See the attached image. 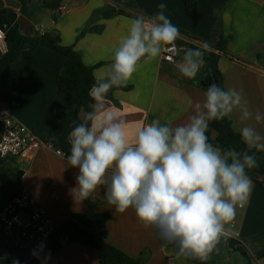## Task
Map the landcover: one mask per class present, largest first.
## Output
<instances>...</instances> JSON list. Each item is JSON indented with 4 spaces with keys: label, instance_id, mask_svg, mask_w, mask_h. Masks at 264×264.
<instances>
[{
    "label": "crops",
    "instance_id": "obj_1",
    "mask_svg": "<svg viewBox=\"0 0 264 264\" xmlns=\"http://www.w3.org/2000/svg\"><path fill=\"white\" fill-rule=\"evenodd\" d=\"M29 1L35 31L59 34L62 44L74 47L85 65L96 67V78L107 72L121 38L128 34L131 21L138 15L154 17L161 11L158 5L163 3L166 5L165 16L188 34H181L179 39L199 48L216 44L221 36L229 41L227 52L244 63L227 56L220 58L218 67L224 77L225 90L242 89L250 109L264 113V0H201L195 19L186 15L184 0H62L61 4L69 5L68 12L62 14L40 8L41 3L52 0ZM129 1L137 5L138 12L129 10L131 16L98 19L92 26H99L100 32L90 31L78 38L96 10L106 6L124 8ZM183 54L184 49H181L172 64L162 62V52L150 61L142 59L125 85L131 87L130 90H125L124 86L113 87L106 94L103 112H111L124 122L130 140H134L144 124L157 118L161 124L171 123L172 126L187 123L194 114L195 102L203 101L206 91L189 83L177 69ZM6 55V60L0 59V70L11 63L10 54ZM61 59L62 55L54 49L25 39L16 64L26 85L20 91L22 102L13 111L14 116L42 138L57 124L58 111L68 110L75 101L74 96L63 94L57 88L55 65ZM103 112L98 119L102 118ZM80 115L84 117L85 113ZM239 115L237 111L228 117L238 133L244 123L254 124L251 120L240 122ZM255 127L264 134V122ZM3 163L12 173L3 184L0 183V209L24 187L34 200L47 208L56 227L85 212L84 201L75 199L72 191L76 187L78 169L66 167V158L55 151L43 149L32 159L8 158ZM90 196L101 202L95 211L110 216L108 242L126 255L137 258L148 251L146 264H196L193 258H177L174 245L162 246L156 231L143 227L134 209L116 212L105 200L103 187ZM234 222L235 226H230L231 232H238L239 237L221 238L217 249L205 262L264 264L263 186L252 181L248 203L243 209H237ZM239 246L245 255L239 251ZM50 249L38 254L9 250L8 254H0V264H13L14 260L18 264H99L98 252L81 244H70L56 253Z\"/></svg>",
    "mask_w": 264,
    "mask_h": 264
},
{
    "label": "clouds",
    "instance_id": "obj_2",
    "mask_svg": "<svg viewBox=\"0 0 264 264\" xmlns=\"http://www.w3.org/2000/svg\"><path fill=\"white\" fill-rule=\"evenodd\" d=\"M158 8L154 17L138 15L131 21L107 72L92 85L96 103L70 132L66 167L78 169L75 199L82 202L103 187L108 205L118 213L134 209L142 226L156 231L162 246L176 247L177 258L207 261L221 238L230 235L237 208L248 203L252 181L246 169L258 166L255 153L210 143L209 122L238 111L240 122L254 121L239 129L243 143L249 150L264 151V134L255 127L264 122V113L250 109L242 89L224 90L213 83L203 101L195 102L187 123L172 126L157 118L130 140L124 122L103 112V101L111 88L127 84L142 59L156 58L181 38L164 14L166 5ZM205 63L204 50L187 49L177 69L191 80Z\"/></svg>",
    "mask_w": 264,
    "mask_h": 264
},
{
    "label": "trees",
    "instance_id": "obj_3",
    "mask_svg": "<svg viewBox=\"0 0 264 264\" xmlns=\"http://www.w3.org/2000/svg\"><path fill=\"white\" fill-rule=\"evenodd\" d=\"M18 1L22 4L19 11L11 8L0 10V27L6 32L7 54L11 56V63L0 70V101L7 103L13 111L22 102L20 91L26 85V80L24 75L16 68V64L22 55V43L25 39H31L61 54L62 59L55 65L56 85L61 93L74 96L75 101L68 110L58 111L57 124L45 132L43 140L52 144L55 149L62 150L67 155L71 147L69 142L70 132L77 124L84 121L86 114L92 111V105L95 103L90 95V89L97 80L94 75L96 67L85 65L81 55L74 47L63 45L60 35L55 32L42 34L36 31L33 36H24L19 28V16L23 15L32 20L30 1ZM200 1L184 0L185 13L189 18H197ZM61 2L62 0L43 2L40 4V8L56 10L59 8ZM129 10L138 12V7L133 1L126 2L124 8L106 6L96 10L88 26L82 30L78 38L83 37L90 31L100 32L101 28L99 26H92L96 20L109 19L119 15L131 16L132 14ZM179 31L183 35H188L181 29ZM190 37L197 39L194 36ZM228 42L227 39L221 36L216 44H206L208 46L206 49L201 48L204 50L206 63L195 79H187V81L204 91H207L208 86L213 83L225 90L224 77L218 67L220 58L227 56L234 61L244 63L240 58L227 52ZM177 45L180 50L199 48L181 39L177 40ZM2 56L0 52V58ZM123 88L125 90L131 89V87L127 86ZM81 112L85 113L84 117H81ZM1 131L0 126V134ZM207 135L209 142L214 146H219L222 149L231 147L241 153L244 151H249V154L255 153L258 166L252 169H246V171L252 181L264 187V151H257L254 148L247 149V146L241 139L240 133L233 129L232 122L228 117L220 121H210ZM11 173L5 167L3 160L0 159V183L3 184ZM258 178H262V180ZM84 203L86 206L85 212L74 215L67 222L56 227L52 236L50 252L56 253L64 247L76 243L95 249L99 254V264H146L149 258L148 251H144L139 257L133 258L108 242L107 224L110 216L109 214H100L95 211L96 206L101 203L100 201L92 200L90 196L84 200ZM238 249L245 255L241 246ZM194 262L196 264H208L199 259H194Z\"/></svg>",
    "mask_w": 264,
    "mask_h": 264
},
{
    "label": "built area",
    "instance_id": "obj_4",
    "mask_svg": "<svg viewBox=\"0 0 264 264\" xmlns=\"http://www.w3.org/2000/svg\"><path fill=\"white\" fill-rule=\"evenodd\" d=\"M69 5L61 4L55 11L59 14L68 12ZM42 31V28H40ZM6 32L0 27V52L7 54ZM178 40V39H177ZM169 46L162 51L163 63H175L180 49L177 45ZM0 159H32L39 151L49 149L57 155L66 158L65 152L57 150L42 137L20 122L7 103L0 101ZM24 179V177H22ZM241 210V208H237ZM26 211L27 220L20 217ZM235 222L231 227L235 226ZM17 226L13 234L14 226ZM56 230L50 214L45 206L34 200L22 187L20 192L3 208L0 209V248L22 251L28 254H38L52 245V236ZM230 237L237 239L238 232H231Z\"/></svg>",
    "mask_w": 264,
    "mask_h": 264
},
{
    "label": "water",
    "instance_id": "obj_5",
    "mask_svg": "<svg viewBox=\"0 0 264 264\" xmlns=\"http://www.w3.org/2000/svg\"><path fill=\"white\" fill-rule=\"evenodd\" d=\"M21 6L22 4L18 0H0V10L4 8H11L16 11H19ZM19 28L22 34L26 37L33 36L36 32L35 25L33 24V22L23 15L19 16ZM29 213H30L29 211H26L24 215L20 217L21 221L23 222L26 221L27 220L26 215ZM16 230H17V226L15 225L13 228V234L16 233ZM8 253H9L8 249L0 250V254H8Z\"/></svg>",
    "mask_w": 264,
    "mask_h": 264
},
{
    "label": "rangeland",
    "instance_id": "obj_6",
    "mask_svg": "<svg viewBox=\"0 0 264 264\" xmlns=\"http://www.w3.org/2000/svg\"><path fill=\"white\" fill-rule=\"evenodd\" d=\"M7 56H8V55L5 54V55H3L0 59L4 61V60H6V59L8 58ZM1 62H2V61H1Z\"/></svg>",
    "mask_w": 264,
    "mask_h": 264
}]
</instances>
